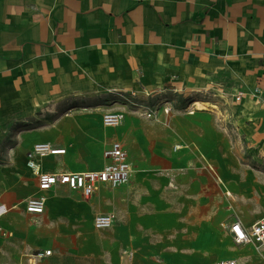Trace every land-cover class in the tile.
I'll list each match as a JSON object with an SVG mask.
<instances>
[{
    "label": "crops",
    "instance_id": "obj_1",
    "mask_svg": "<svg viewBox=\"0 0 264 264\" xmlns=\"http://www.w3.org/2000/svg\"><path fill=\"white\" fill-rule=\"evenodd\" d=\"M259 10L264 13V4ZM228 11L222 0H0V115H11L7 117L11 119L16 115V80L47 67L50 70L49 66L51 71L86 68L87 76L92 74L102 86L140 94L148 90L156 92L157 97L170 91L168 87L197 93L215 91L216 96L222 89L238 91L245 94L247 104L255 97L254 88L261 86L258 80L264 79V60L260 62L264 59V39L258 43L243 40ZM124 115L115 137L107 133V128L113 127L105 126L103 121L101 124L94 115L62 117L61 123L26 131L17 146L18 169L13 164L17 149L14 144L6 145V164L0 165V178L6 181L3 192L8 193L12 204H0L12 207L10 211L22 204L28 213L23 201L36 192L38 185L27 165V153L35 143L65 149L64 153L38 159L42 171L59 173L101 169L105 148L117 140L122 142L132 165L128 185L112 198L103 192L107 185L89 199L79 191L66 199L61 188L53 189L46 193V207L41 214L65 203L76 210H87L94 218L115 213L113 225L107 228L111 240L106 256L112 264H122L124 249L135 252L130 264H218L229 258L239 264H264V246L258 249L251 244L238 245L228 230L237 218L250 226L262 217L246 223L235 211L224 215L218 210L216 197L222 187L223 195L231 198L225 206L231 209L235 205L234 194L224 178L220 174L198 176L192 170L180 176V169L190 168L188 163L158 160L156 135L150 129L135 128L133 113ZM101 125L105 128L103 138ZM192 144L202 151L195 141L175 144L174 149ZM200 154L203 169H214ZM28 172L35 183L26 186L23 180ZM16 173L18 178L14 177ZM106 201H112L115 207L108 209ZM6 215L0 217V226L14 233L5 222ZM47 249L52 254L34 264H43L54 255L53 248L37 251ZM244 250L258 258L246 263L240 255ZM28 253H23L15 264H30ZM112 254L116 258L112 259Z\"/></svg>",
    "mask_w": 264,
    "mask_h": 264
},
{
    "label": "rangeland",
    "instance_id": "obj_2",
    "mask_svg": "<svg viewBox=\"0 0 264 264\" xmlns=\"http://www.w3.org/2000/svg\"><path fill=\"white\" fill-rule=\"evenodd\" d=\"M222 3L229 9L231 20L235 21L243 40L253 39L257 43L258 40L263 41L264 13H260L259 7L264 4V0H222ZM263 60L260 59V62ZM49 68L50 70L47 67L42 72H32L25 79L20 76L16 80V115H12V119L7 118L11 115H0V165L6 164V145L14 144L17 150L14 152L13 164L18 169L20 153L17 146L22 142L26 131H40L49 125L61 123L62 117L68 119L73 115H94L102 124L103 115L108 111L119 112L121 121L126 116L125 113H133L131 122L135 128H147L156 135L154 144L158 160L188 163L190 168L180 169V176L192 170L198 176L220 174L224 178L227 187L234 194L232 201L235 203L231 209L225 206L231 198L223 195L222 187L221 194L216 197L219 200L218 210L224 215L235 211L246 223L264 216V79L258 80L261 86L254 88L252 93L255 97L253 100L249 99L251 102L247 104L244 103L246 96L243 92L223 91L217 92L216 96L215 91L197 93L175 87H168L171 88L170 91L158 97L155 92L147 99L138 91L140 97L137 100L132 98V91L100 85L92 79V74L87 76L86 68L79 67L74 72L64 69L51 71L50 66ZM197 73H200V69ZM235 92L242 93L238 102L225 95ZM129 99L158 108L162 105L161 101L166 99L173 105V115L148 119L133 111L128 103ZM197 99L212 101L217 108L196 110L189 114L188 109L195 107L193 104ZM23 111L25 115H22ZM121 125L122 123L107 128L108 136H118ZM101 126L103 138L105 128ZM192 141L202 151H198L193 144L188 148L174 149L175 144ZM129 152L131 155V150ZM200 152L205 155L207 166L211 164L214 169L210 166L203 169ZM14 177L18 178L17 173ZM32 177L31 173H26L24 185H33L35 180ZM4 183L6 181L0 178V202L10 205L12 201L8 193L3 192ZM60 190L64 192L66 199L77 195V192L67 188ZM118 191L120 190L109 186L103 190L111 198ZM81 202L87 204V200ZM104 205L108 209L115 207L112 201H106ZM93 218L87 210H76L66 203L36 215L26 213L21 204L4 217L14 233L10 237L0 233V264H15L23 253L36 252L41 248L54 249V255L43 264H112L106 256V251L109 250L107 242L111 240L110 229H97L93 225ZM249 253L252 254L247 250L240 252L246 263L258 258ZM113 256L112 259L116 258L115 254Z\"/></svg>",
    "mask_w": 264,
    "mask_h": 264
},
{
    "label": "built area",
    "instance_id": "obj_3",
    "mask_svg": "<svg viewBox=\"0 0 264 264\" xmlns=\"http://www.w3.org/2000/svg\"><path fill=\"white\" fill-rule=\"evenodd\" d=\"M224 90L222 89V92ZM132 98L140 97L138 91H132ZM153 92L144 90L143 98L150 97ZM234 102L241 99L242 93H225ZM145 101V99H140ZM128 103L132 106L133 111L148 119H158L163 114H170L173 110V105L168 100L161 101V107H150L144 102L129 99ZM195 103V102H194ZM194 105V104H193ZM197 110L196 107L188 109L189 114H193ZM121 123V115L116 111H108L103 115V124L107 127H116ZM179 146H176L178 149ZM65 149H56L50 143L39 142L35 143L27 153V165L32 170V173L37 177L38 185L36 192L27 197L23 204L25 210L32 214H41L46 207V193L57 188H67L73 191H79L82 196L89 199L103 185H107L112 189H121L128 185L132 172V165L128 159V154L124 149L122 142L113 141L105 148L103 156L105 164L101 169L85 170L80 172H59L50 173L44 172L41 169L38 159L50 154L64 153ZM171 186H175L173 181ZM12 207H7L5 204H0V217L10 211ZM115 213L98 214L94 218V226L97 229H107L113 225ZM228 230L231 233L234 241L238 245L251 244L260 249L264 246V216L250 226H246L241 219L237 218L233 223L228 225ZM0 233L5 237L12 236L11 231H7L0 226ZM52 254L51 249L40 250L28 253L27 263L34 264L39 260ZM134 250L124 249L121 252L122 264H130L134 259ZM20 264H26L25 261ZM218 264H239L238 260L229 258L219 261Z\"/></svg>",
    "mask_w": 264,
    "mask_h": 264
},
{
    "label": "bare ground",
    "instance_id": "obj_4",
    "mask_svg": "<svg viewBox=\"0 0 264 264\" xmlns=\"http://www.w3.org/2000/svg\"><path fill=\"white\" fill-rule=\"evenodd\" d=\"M194 106L199 110H211L213 108H217L214 102L202 99H197L194 103ZM98 109H101V107H99Z\"/></svg>",
    "mask_w": 264,
    "mask_h": 264
}]
</instances>
